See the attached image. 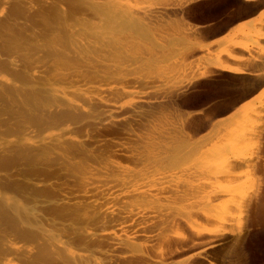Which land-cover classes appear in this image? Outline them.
Returning a JSON list of instances; mask_svg holds the SVG:
<instances>
[{"label":"rangeland","instance_id":"1","mask_svg":"<svg viewBox=\"0 0 264 264\" xmlns=\"http://www.w3.org/2000/svg\"><path fill=\"white\" fill-rule=\"evenodd\" d=\"M11 1L15 2V0ZM11 1L10 3L7 1V5L9 4L8 7L6 5L3 7L7 11L9 6L12 5ZM44 1L46 4L40 3L41 5L43 4L42 6H47V2L49 3L50 1L51 3L53 0ZM109 1L115 5L117 3V6L120 7L130 6L133 13H139L138 15L141 13L143 17L145 16L147 24L149 23L145 31L141 30L138 32L131 29L129 31L126 30L127 28L123 29L122 25L119 27L118 23H113L115 26L114 29L111 23L104 21H99L98 23L97 19H89L84 22L77 21L78 23L80 22L79 24L81 26L77 23L75 28L76 24L72 23L76 22L75 19L69 22L72 25L75 24L73 25L74 27L69 25V30L72 33L74 32V34L81 32L78 34L82 36V30L88 31L84 34L87 33L88 35L89 33V35H92L91 38L97 37L96 40L89 38V35L85 39V36L82 38L76 34L78 35V39L82 38L78 42V40H75L77 36H73L71 33L70 38L73 39L72 37H74V40H71L69 37H64L62 39L63 46L61 41L54 48L55 51L53 52H56L57 58L53 52L50 55L48 51L42 50L43 53L46 52L45 54L39 51L36 57L41 63L32 62V60L29 61L26 56L27 51L25 49L30 44L33 34L31 33L32 30H30L31 32L24 30L26 32L23 33L22 30L24 28L20 29L21 32H19V29L16 30L17 26L18 28L22 26L21 21L23 23V20H16L17 23L20 22L19 24L9 22V29L17 31L16 36L6 31L0 32V48H2L1 46L4 47L5 42L9 40L6 44H10L8 45L10 51L12 48L14 49H12V55L10 52L7 53V49L9 50L7 45L6 52L2 51L5 50L4 48L2 50L0 49L2 52L11 55V58L8 56L10 59H7L11 63H7L4 60L10 65L5 70L6 72L2 70L7 65L4 64L3 60L2 63L4 66L0 69V81H2L0 84L3 86H0V264H92L86 259V256L89 254L88 251L90 252L94 248L95 251H93L97 253L99 250L106 249H102L99 243H94L95 235L105 234L107 236L112 233L111 237L110 235L107 236L110 238L107 241H110L113 246L115 242V248L117 247V250L115 249V251L112 246L111 251L115 252L117 257L121 256L119 258H123L122 260L124 262L128 259L127 261H130L128 264L134 262V260L136 261L134 257L143 258L142 260H145L147 264H152L156 256H158L157 251H159L158 246L160 243H157L158 246L154 245V242L158 241H153L150 238L151 234L149 232L145 234L146 237H135L133 240L134 243H142L145 247V244H147L146 250L140 252L139 243L135 244L138 249L137 247L132 249V247L129 248V246L125 245L126 240H124V236H134V233L129 234L132 231L134 232L133 228H130L131 230L133 229L132 231L128 230V225L124 227L125 230L119 227L111 228L109 225L106 226L105 223V225H101V223L93 219L97 215L96 212H107L106 210H108L106 217L114 218L115 215L119 216L122 211L125 212L131 209V203L129 201L136 197V195H125L126 189L124 188L127 186L125 185L124 188L121 186V179L130 182L128 187L132 185L131 188L129 187L130 189L128 188V191L141 186L143 187V191H147L149 188L151 190H149L150 192L147 191V193H152V195H155L153 193H157V195L161 193L159 195L160 197H168L164 198L166 199L164 204L173 198L171 201L172 204L170 202L164 205L168 209V211L165 209V215L169 216L172 213L175 217L181 216L180 224L182 225L179 227V230L181 228L180 231L174 229L176 230L174 233L172 232L173 230L167 231L168 233L166 232L167 236L175 237L173 238V242L177 246V251L174 254H169L173 248L169 252L164 251L163 257L167 259L165 258V262L162 264H178L191 255H195V257L183 264H264V94H259L261 90L264 91V86L256 94L243 100V96L248 93V90H251L250 88L257 84V81H255L256 83L251 81L253 78L250 76L247 78L248 75L239 76L224 72H219L221 74L220 78L213 79L215 71L212 70L209 72L207 70V60L209 61V59H213L216 55L220 54V51L229 44V40L232 39L240 45H249L250 42L246 40L247 38L244 35L245 28H255L261 19L264 20V4L253 10V13L248 17H242L243 13L238 12L236 0ZM249 4L257 5L259 3L254 2ZM61 6V8L65 9L63 4ZM165 8L166 10L175 8L176 11H164ZM6 9L3 11V15L0 13V18L5 15L7 12ZM15 24L17 25L15 26ZM83 26L85 28L79 30ZM116 26H118V29H116ZM74 29H77V31ZM95 29H102L103 35L101 37L94 36L93 32ZM34 30L37 31V28ZM108 33L113 34L111 36ZM214 34L220 36L214 38ZM10 36L13 37L10 39ZM13 38L16 40V44ZM85 40L87 42L95 40V47L98 45L97 42L100 43L98 45L99 48L97 47V49H100V52L98 53L99 50L92 45L93 42L88 44H91L94 48L91 45H88L90 48L88 47L87 49V46L85 48L84 45L87 43H85ZM72 41L74 43L77 41L76 43L79 45H74ZM25 42H27V45H25ZM21 43L24 45L22 46ZM76 45L80 49L83 47L82 49L85 51L81 49L77 53L83 57L82 59L80 57L81 60L73 52L77 48ZM260 47L264 49V45ZM69 48L73 51L69 50ZM251 48L245 53L237 49L234 55L238 58L243 54L257 55L258 50L255 47ZM62 51H64L66 58L68 56L70 58L71 56L69 61L72 62L68 69H65L66 67L63 66L62 60L58 57V54H61ZM2 52H0L1 59L6 57ZM14 52H16L15 55ZM20 54L24 55L19 56ZM39 55H45V59L43 60L44 56L42 58ZM46 55L52 56H49L51 61L48 60L49 57ZM14 57L15 59H12ZM57 59L61 60L58 63L59 65L57 64L59 67L56 65L53 69L59 70L55 71L51 69L52 71L50 72L47 67H50L53 62L57 63ZM221 59L224 61L223 56ZM13 60L17 61L16 63L19 65L21 64V67L24 64L23 67L21 68L15 61L13 63ZM74 62L82 65L83 68H80L81 70L92 71L91 68H97L102 71L103 69L108 75L102 78L85 75L86 77L81 78L71 77L70 80L68 79L66 81L61 77L60 73L62 72L64 74L75 70ZM2 63L0 62V67H2ZM32 63L34 64L32 65ZM228 63L230 65L235 64L232 61ZM14 64L19 67H16ZM41 65L42 67L45 66L41 68ZM235 65L239 66L240 64ZM24 66L26 69L29 66L32 67L31 69L33 71L30 72L36 78H33L35 79L34 81L32 79L33 75L31 77V73L29 72L30 68H28L29 70L27 72ZM34 66L39 68L36 69ZM11 67H13L15 72L12 71L13 69ZM62 67L64 71L60 70ZM71 68L72 70H69ZM16 69L21 73L26 72L25 74H21V79H24L22 80L24 81L23 83H28L26 81L28 79H25V77H30L28 80L30 84H20L18 82L20 79L16 78L18 76L15 74V78L19 80L11 79L10 75L16 73ZM43 69L49 70L50 73L47 74L46 70H44L45 75L38 74L43 73ZM38 70L41 72H38ZM7 72L11 74L9 75ZM27 73L29 75H26ZM37 75L40 76L38 77ZM51 75L56 77V80H53L55 78ZM207 75L210 79L207 78ZM226 76L228 78L230 77V79H227ZM40 77L41 79H39ZM42 77L45 81L42 80ZM46 77L48 78V82L50 81V77L53 79L48 83L46 82ZM75 79L80 81H76L79 83L78 85H75ZM4 81L6 82L4 83ZM69 81H71V85L70 83L66 84ZM7 82L8 84H6ZM41 82L45 85L48 84V86H43ZM252 82L254 85L251 84ZM13 83L14 85H12ZM58 83L61 87L58 86ZM15 84L17 86L18 84L21 85H19L20 88L18 87L19 90H17ZM8 85L12 95L9 93L10 90H7L9 89ZM52 86L56 88L57 94L59 93L58 95L56 93L53 95L52 93L47 94L48 91L55 89ZM75 87L77 90H75ZM59 88L60 90L63 88V91L65 88V92L61 90L64 94L62 98L61 96L63 94H60ZM113 88L120 90L124 88V91L122 89L124 95L122 93V95L111 94V89ZM33 89L37 90V92L41 90L43 94L37 93ZM5 90H7V94ZM68 91L69 93L72 91L75 92L70 93L69 96ZM51 92H55V90ZM2 94L4 98L1 97ZM65 95H67V98L71 97L70 101L66 99ZM81 95H84L87 99H82L83 96L81 97ZM48 97L52 98L50 99ZM54 97L55 99L53 101L52 99ZM64 98L65 100L63 101ZM51 100L55 103L51 102ZM61 100L63 103L60 102ZM71 100L77 101L76 103L73 102V105L77 106L76 109L69 108L72 105ZM65 101L68 105L70 104L69 106L67 105L68 107ZM58 105L60 107L57 108ZM232 105L233 107L236 106L235 109L237 110L235 113L231 114V112L235 111L233 108V111L231 110V112L222 114V112L232 107ZM255 107L260 108L259 114H257L259 115L257 116L258 120L255 123V127H258V129L255 128L257 130L256 134L259 133L260 136L257 135L255 141L253 135H251L253 138L251 141H255H250V147H254L253 151L250 150L254 154L252 158L253 162L249 166L243 165L241 168L235 170L236 182H233V179L230 180L225 176L226 179L223 177L224 182L223 178L222 180L220 179L222 177L221 175H218L220 182L219 180L216 182L214 178L216 174L214 173L217 169L215 166H212L214 165L213 159H216L214 153L224 146L223 144L226 143L227 138V142L231 141V130L237 129V125L241 123L243 113ZM60 108L63 111L59 110ZM65 108L68 109L66 110ZM65 110H69L70 112L68 113L71 115L67 114ZM61 112H66V116H68L65 118L63 115H59L65 119L60 118L61 120H57L59 116H55ZM154 131H158L156 133L160 134L163 132V146H161V150L157 151H148L146 148L149 152V158L146 160V138L154 134ZM55 140L64 145H59ZM66 143L67 145L69 143L71 145L66 147ZM252 143H255V145L251 146ZM61 146H65V149L75 146L74 148H78V150L76 151L74 148H70L73 151L75 150L76 153L69 154L67 152L70 149L68 151L66 150V152L63 148L64 150L62 149L61 151V148H59ZM48 147H50L49 149L51 151L47 150ZM44 148L46 149L44 150ZM31 154H33V159L30 158ZM39 154L40 156L35 159ZM144 160L147 162L144 163ZM252 163H255V165ZM137 172H141L143 175ZM162 177H164L162 179L163 181L160 179ZM211 177L215 180L214 183L210 182L211 180L213 181V179L210 180ZM142 178L148 179L142 180ZM157 180L160 183L164 182L160 186L163 189V193L161 189L159 190V186L154 184ZM158 181L157 183H159ZM136 182H143L146 185L143 186L142 183L139 185ZM221 182L224 183L222 184ZM202 183L207 188L205 192H211L208 188L211 186L210 189L213 190L217 183L233 185L232 187L234 185L235 187L237 185L244 187V197L240 201L238 199V202H234L231 198L235 193L232 195L230 193V196H218L216 197L217 200L216 198L213 199L211 204L213 206L212 209L216 211L214 213H223L225 209L231 208L234 213V218L230 223H226L223 226L224 234L215 237L212 243L209 241L210 235L205 236L204 234H199L201 239L198 238V242V239L195 238L199 237L196 235V232L191 230L193 234L189 235L188 233L190 232L188 230L190 228L187 227L188 220L186 218L187 212L190 210L189 208L192 209L193 206L197 207L201 205V196L205 197L208 195V193L202 191L205 190V186ZM134 184L139 185V187H135ZM199 184L203 187L200 190L203 194H200V196L196 192L199 189L195 188ZM117 198L121 202H117ZM178 198L181 200L179 201ZM174 199L177 201H174ZM124 201L126 202L124 203ZM257 203L258 205H256ZM167 205L174 206L175 214L171 206H169V210ZM75 207H77L76 210L79 208L80 215L79 211L75 212ZM234 207L235 210L233 209ZM55 208L57 210L59 209V211ZM177 208L179 210H176ZM93 211H96L95 214ZM146 211H144L145 214H148V217L152 219L153 216L150 213H146ZM84 212H86L85 216H83L84 214L82 215ZM179 212L185 215L181 213L179 215ZM109 213L112 214V217H109L111 215ZM184 223L186 224L185 226L183 225ZM212 223L206 227L219 226L216 221L214 222L215 224ZM183 226L184 228H182ZM181 232L182 234L180 235L183 238L177 234ZM194 234L195 236H193ZM184 235L188 240H185ZM207 236L208 239H206ZM92 237L93 239L91 240ZM148 237L152 240L151 243L153 242L154 249V246H150V240L148 239L149 241H147L146 238ZM117 239L120 240L118 242L114 241ZM190 239H196L197 244L199 243L193 250H191L192 248L187 243ZM88 242H90L91 247L90 245L88 246ZM117 243H120L118 246L119 249L122 247L121 251L123 250V252L118 249V246H116ZM121 244L123 245L121 246ZM207 244L211 247L209 248ZM133 251L136 254L139 253L137 255L141 253V256L136 257ZM68 252L70 253V257ZM94 252L91 250V254L89 255H94ZM112 252L109 253L115 256ZM120 252L123 254L121 255ZM143 252L147 256L142 255ZM42 253L43 255H41ZM129 253L131 256H134L131 257V260ZM64 254L65 256L68 255V257H65ZM96 255L99 258L103 257L98 256V254ZM82 257L83 259H81ZM73 259H75L74 262ZM132 259L134 260L132 261ZM101 260L106 261L104 257ZM104 261L102 262L103 264L108 262ZM124 262H120V264H124ZM109 263L111 264V262L106 264ZM113 263L118 264V261Z\"/></svg>","mask_w":264,"mask_h":264},{"label":"bare ground","instance_id":"2","mask_svg":"<svg viewBox=\"0 0 264 264\" xmlns=\"http://www.w3.org/2000/svg\"><path fill=\"white\" fill-rule=\"evenodd\" d=\"M7 1H9V3H10V1L11 0H7ZM7 1H5V0H0V13H1V15H3L2 13H3V11L6 9H4L3 7H4V5H6L7 7H8V5H7ZM48 1V0H47ZM46 1V2H47ZM52 1V0H51ZM44 3L45 1L44 0H15V2L13 1H11V3H12V5L11 6H9V8H8V11H7V9H6V13H5V15L4 16H2L1 18H0V32H4V31H6V32H8V33H12V34H16L17 33V31H15V30H13V29H9L10 27V23L9 22H16L17 23V21L16 20H23L24 22L22 23V21H21V27L20 28H18V26H17V28L15 27L17 24H19V23H17V24H15V26H14V28H16V30L17 29H19V32H21V30L20 29H22V28H24L23 30H22V32L23 33H25L24 32V30H27V32H28V30H29V32H31L30 30H32V34H33V38H32V40H31V42H30V44H28V46L26 47V51H27V54H26V56H27V58L29 59V61H31L32 60V62L34 61V62H39L38 61V58L36 57V55L38 54V52L40 51V52H42V50L43 51H48V53L50 52V55H52L51 53L53 52V51H55V47L57 46V45H59L60 43H61V41H62V39L65 37H71L70 36V34L72 33L69 29H70V26L69 25H71V26H73V25H75V28H76V26H77V21H81V22H84V21H87V20H89V19H97V21H98V23H99V21H104V22H107V23H111L113 26H114V24L113 23H118V26L119 27H121V25H122V28L123 29H126V30H129L130 31V29L131 30H134V31H141V30H144L145 31V29L147 28V25L149 24H147V20H146V18H145V16L143 17L142 16V14L140 13V15H138L137 13H133L132 11H131V7L130 6H125V7H120V6H117L118 4L116 3V5L115 4H113V2L111 3L109 0H53L51 3H50V1H49V3L47 2V6H42L40 3ZM236 2H237V7H238V12L239 13H243L242 14V17H248L251 13H253V10H255V9H257V7H260V6H262L263 4H264V0H236ZM254 2H257V3H259V4H257V5H253V4H249V3H254ZM40 4V5H39ZM44 4H46V3H44ZM64 5L65 7V9H63V8H61L62 6L61 5ZM122 4V3H121ZM128 4V3H127ZM2 5V6H1ZM129 5V4H128ZM122 6V5H121ZM124 6V5H123ZM164 10V9H163ZM167 10H175V8H169V9H167ZM166 10V8H165V10L164 11H167ZM176 11V10H175ZM246 12V13H245ZM77 16H79V17H77ZM240 17V16H239ZM76 19V22H72L73 20H75ZM72 22V23H75V24H71V23H69V22ZM92 21V20H91ZM94 21V20H93ZM118 21V22H117ZM11 23V24H12ZM13 23V24H14ZM80 23V22H79ZM78 23V24H79ZM86 23V22H85ZM102 23V22H101ZM80 25V24H79ZM83 25V24H82ZM85 25V24H84ZM95 25V24H94ZM109 25V24H108ZM108 25H105L106 27H109ZM111 25V26H112ZM20 26V25H19ZM81 26V25H80ZM118 26H116V29H118ZM125 26V27H124ZM12 27V26H11ZM74 27V26H73ZM37 28V31H35L34 29H36ZM78 28V27H77ZM81 28H85L84 26L83 27H80V29L79 30H81ZM114 29H115V26L113 27ZM112 28V29H113ZM121 28V29H122ZM72 30V29H71ZM75 30V29H74ZM87 30V29H86ZM102 29H95V31L93 32V35L94 36H102L103 35V30L101 31ZM75 31H77V29L75 30ZM83 32V36H85V39H86V37L88 38L89 36V38H91L92 37V35H89V33H88V35H87V33L86 34H84L85 32H88V31H84V30H82ZM116 31V30H115ZM78 33H81V32H78ZM78 33H75L74 34V32L72 33L73 34V36L74 35H76V34H78ZM28 34V33H27ZM90 34H91V32H90ZM108 34H110V33H108ZM108 34H106V35H108ZM112 34L113 33H111L110 35L112 36ZM138 34V33H137ZM146 34V33H145ZM244 34V33H243ZM9 35V34H8ZM18 35V34H17ZM22 35V34H21ZM21 35H19L20 37H21ZM24 35V34H23ZM22 35V36H23ZM31 35V34H30ZM78 35H80V37H82V38H84L81 34H78ZM78 35H76L77 37V39H75V40H78V42L82 39H78ZM87 35V36H86ZM110 35H108V36H110ZM245 38H247L246 40L247 41H249L250 43H249V45H240L238 42H235L234 40H229V44L226 46V47H224L221 51H220V54H218V55H216L213 59H209V61L207 60V65H208V67H207V70L210 72V71H212V70H214L215 72H214V74H213V79H217V78H220L221 77V74L219 73V72H224V73H228V74H234V75H248L247 76V78L250 76V77H252L253 78V80H251V81H257V84H253V82L251 83L252 85H254L252 88H250V86H248L251 90L249 91L248 90V93L246 94V95H244L243 96V100H245V99H247L248 97H250V96H252V95H254V94H256L263 86H264V49L263 48H261L260 46H262V45H264V20H262L261 19V21L259 22V24L254 28V27H248V28H245ZM2 36V35H1ZM4 36V35H3ZM16 36V35H15ZM25 36V35H24ZM110 36V37H111ZM146 36V35H145ZM13 37V36H12ZM11 36H10V39L12 38ZM99 37V38H100ZM7 38V37H6ZM24 38V37H23ZM73 39H71V40H74V37H72ZM97 38V37H96ZM96 38L95 37H93V38H91L92 40L93 39H95L96 40ZM28 39V38H27ZM30 39V38H29ZM101 39V38H100ZM13 40H14V38H13ZM13 40H12V42H13ZM24 40V39H23ZM69 40V39H68ZM84 40V39H83ZM88 41H90L89 39H87ZM87 40H85V43L87 42ZM94 40V41H95ZM102 40V39H101ZM2 41V40H1ZM15 41V44H16V40H14ZM27 41V40H26ZM94 41H92L93 42V44L92 45H94ZM107 41V40H106ZM7 43L9 42V40H7L6 41ZM6 42H5V44H4V42H3V44H4V47L3 46H1L2 48H0L1 50L4 48L5 50H2V51H5L6 52V49L9 47L8 45H10V44H6ZM19 42V41H18ZM73 42V41H72ZM77 42V41H76ZM74 43L73 42V44L75 45V44H77V43ZM92 42H87L86 43V45H84L83 44V41H82V44L84 45V47L85 46H87V49H88V45H91V44H88V43H92ZM97 42V41H96ZM96 42H95V44H96ZM26 44L25 45H27V42H25ZM114 43V42H113ZM13 45H14V43H12ZM18 44V43H17ZM62 46H63V41H62ZM97 44L99 45L100 43H98L97 42ZM1 45V44H0ZM8 47H7V46ZM19 45V44H18ZM18 45H16V46H18ZM21 45L23 46L24 44H22L21 43ZM77 45H79V44H77ZM76 45V46H77ZM91 45V46H92ZM98 45H97V47H98ZM12 46V45H11ZM102 46V45H101ZM6 47V48H5ZM61 47V46H60ZM74 47V46H73ZM93 47V46H92ZM94 47H95V45H94ZM93 47V48H94ZM97 47H95L96 49H97ZM251 47H255L257 50H258V52H257V55H250V54H243V55H241L239 58L237 57V56H235L234 54H235V50H241L242 52H247V51H249L250 49H252ZM63 48V47H62ZM61 48V49H62ZM65 48H67L66 46H65ZM72 48V47H71ZM83 48V47H82ZM81 48V49H82ZM86 48V47H85ZM90 48V47H89ZM99 48V47H98ZM108 48V47H107ZM13 49V48H12ZM12 49H11V51H10V47H9V50L7 49V53H9L10 52V54L12 55L13 53H12ZM16 49V48H15ZM60 49V48H59ZM58 49V51H60ZM74 49V48H73ZM81 49H80V47H78L77 46V48L76 49H74V51L72 50V49H70L69 48V50H72L74 53H78V51L80 52L81 51ZM92 49V48H91ZM90 49V50H91ZM0 50V52H2ZM14 50V49H13ZM21 50V49H20ZM24 50V49H23ZM24 50V51H25ZM57 50V49H56ZM63 50V49H62ZM76 50H77V52H76ZM83 51H84V49H82ZM89 50V52H91ZM92 50H94V49H92ZM97 50H99L98 51V53L100 52V49H97ZM102 50V49H101ZM16 51V50H15ZM25 51V52H26ZM87 51V50H86ZM262 51V53H260ZM5 52H2V53H4V55H6V57H8V56H10V58H11V55H8V54H6ZM20 52V51H19ZM24 52V53H25ZM67 52V51H66ZM85 52V51H84ZM1 53V54H2ZM46 52H42V54H45ZM47 53V54H48ZM58 53H60V52H58ZM63 53V54H62ZM93 53H95V52H93ZM101 53H102V51H101ZM16 54V52H14V55ZM53 54L54 55H56V52L54 53L53 52ZM86 54V53H85ZM84 54V55H85ZM110 54V53H109ZM3 55V54H2ZM4 55H3V57H4ZM22 55H24V54H22ZM21 54L19 55V56H22ZM50 55H46V56H50ZM59 56V58L62 60H59V59H57L58 60V62L57 63H55V62H53L51 65H50V67H47L49 70H50V72L52 71L51 69H53V67L55 66L56 67V65L59 63V61H61L62 63H63V66L64 67H66L65 69H68V67H70V65H71V62L72 61H69L70 60V58H71V56H70V58H66L65 56L66 55H64V51H62L61 52V54H58ZM68 55V54H67ZM78 55V54H77ZM116 55V54H115ZM114 55V56H115ZM261 55H263V56H261ZM40 57H42L43 58V56H44V58H43V60L45 59V55H39ZM79 56V55H78ZM86 56V55H85ZM110 56V55H109ZM108 56V57H109ZM113 56V55H112ZM224 57V61H222V59H221V57ZM2 57V56H1ZM2 57V58H3ZM6 57H4L3 59H1V63L4 61V60H6L7 61V63H11L10 61H8L10 58L8 57V58H6ZM50 57H52V56H50ZM49 57V59L48 60H50L51 58ZM80 57L81 56H79V59H80ZM107 57V58H108ZM47 58V57H46ZM56 58H57V55H56ZM83 57H81V59H82ZM106 58V57H105ZM112 58V57H111ZM8 59V60H7ZM12 59H15V57L14 58H12ZM25 59H26V57H25ZM41 59V58H40ZM73 59V58H72ZM71 59V60H72ZM80 59V60H81ZM109 59V58H108ZM208 59V58H207ZM3 60V61H2ZM47 60V61H48ZM56 60V61H57ZM105 60V59H104ZM110 60V59H109ZM112 60V59H111ZM6 61H4V64L6 65L7 63H6ZM14 61L15 60H13V63H14ZM21 61H22V58H21ZM51 61V60H50ZM50 61H48V62H50ZM82 61H84V60H82ZM229 61H232L233 63H235V64H240L239 66L238 65H235V64H232V65H230L228 62ZM17 61H15V63H16ZM23 62H24V59H23ZM26 62V61H25ZM43 62H45V61H43ZM105 62V61H104ZM12 63V64H13ZM39 63H41V62H39ZM38 63V64H39ZM84 63V62H83ZM82 63V64H83ZM11 64V65H12ZM16 64H18V63H16ZM16 64H14L15 66H16ZM30 64V63H29ZM34 63H32V65H33ZM36 64V63H35ZM43 64V63H42ZM112 64V63H111ZM13 65V66H14ZM19 65V64H18ZM17 65V66H18ZM21 65V64H20ZM19 65V66H20ZM24 65V64H23ZM23 65H22V67H23ZM26 65H27V63H26ZM25 65V66H26ZM45 65H46V63H45ZM44 65V66H45ZM59 65V64H58ZM57 65V66H58ZM74 67L76 68H74L75 70H73L72 72H68V73H64V74H62V72L60 73L61 74V77L64 79V80H66V81H68V79L70 80V78L71 77H84L85 75H87V76H89V75H91L92 77H105V76H107L108 75V73L104 70L103 71V69H102V71H101V69H97V68H91L92 69V71L91 70H89V71H85V70H81L80 68H83L82 67V65L81 64H79V63H75L74 62ZM92 65V64H91ZM90 65V66H91ZM99 65V64H98ZM2 67H0V69L1 68H3V63H2V65H1ZM10 65L9 64H7L6 65V67H5V69L3 68L2 70H4V72H6L5 70H7V68L9 67ZM16 66V67H17ZM18 66V67H19ZM24 66V68L26 69V67ZM37 66V65H36ZM43 66V67H44ZM112 66V65H111ZM15 67V68H16ZM21 67V66H20ZM21 67V68H22ZM35 67V66H34ZM33 67V68H34ZM41 68H43L42 67V65L40 66ZM59 67V66H58ZM57 67V68H58ZM73 67V66H72ZM92 67V66H91ZM101 67V66H100ZM12 69H13V67H11ZM10 68V69H11ZM21 68H20V71L22 72V70H21ZM28 68H30V70L28 69ZM27 69H26V71L28 72V70H29V72L30 71H33L31 68L32 67H28ZM36 68V67H35ZM37 68H39V67H37ZM36 68V69H37ZM40 68V69H41ZM60 68H61V65H60ZM87 68V67H86ZM35 69V70H36ZM85 69V68H84ZM88 69V68H87ZM108 69V68H107ZM106 69V70H107ZM44 70H46V72H47V74L48 73H50L49 72V70L47 71V69H43L42 71H43V73H38V74H41V75H45L46 73H45V71ZM53 70H55V71H58V70H56V69H53ZM60 70H63V67H62V69H60ZM69 70H72V68L71 69H69ZM9 71V70H8ZM13 72H15L14 71V69L12 70ZM12 71H10V72H12ZM18 71V69H16V73H18V74H16V73H12V75H10L11 73H9V72H7V73H9V75L11 76V79H16V78H19L20 79V81H18L17 79V81L21 84H30L29 83V78H27V77H25V79H28V80H26L28 83H23L24 81H22V80H24V79H21V77H22V75L21 74H25V73H21V72H17ZM64 71V70H63ZM24 72V71H23ZM38 72H41V71H39L38 70ZM66 72H67V70H66ZM20 73V74H19ZM31 74V77H32V72H30ZM35 74H37L36 72H34ZM57 73V72H56ZM17 75L18 77H16L15 75ZM19 75H21V76H19ZM26 75H29L28 73L26 74ZM26 75H24V76H26ZM58 75H59V73H58ZM223 75V74H222ZM23 76V77H24ZM38 77L40 76V75H37ZM47 76V75H46ZM51 76H53V75H51ZM55 76H56V74H55ZM212 76V75H211ZM16 77V78H15ZM44 77V76H43ZM42 77V80L43 81H45V79ZM54 77V76H53ZM56 77H58V76H56ZM56 77H54L55 79H53V80H56ZM86 77V76H85ZM33 78H35L34 77V75H33V77H32V79ZM47 78V77H46ZM59 78V77H58ZM91 78V77H90ZM207 78H208V75H207ZM226 78L227 79H230V77L228 78V76H226ZM36 79V78H35ZM35 79H33V81L35 80ZM39 79H41V77L39 78ZM50 79V81L52 80L51 79V77L49 78ZM60 79V78H59ZM208 79H210V78H208ZM255 79V80H254ZM41 80V81H42ZM47 81L46 82H48V78L46 79ZM58 80V79H57ZM87 80V79H86ZM12 81H14V80H12ZM25 81V82H26ZM49 81V82H50ZM66 81H62V82H66ZM73 81V80H72ZM76 81H79V80H76L75 79V81H74V83H75V85L77 84H79L78 82H76ZM0 82H2V81H0ZM6 81H4V83H5ZM15 82V81H14ZM32 82V81H31ZM48 82V83H49ZM71 81H69V82H67L66 84H69ZM80 82V81H79ZM81 82H82V80H81ZM86 82V81H85ZM33 83V82H32ZM31 83V84H32ZM42 83V82H41ZM59 83H60V81H59ZM59 83H58V86L59 87H61L60 85H59ZM73 83V82H72ZM256 83V82H255ZM6 84H8V82L6 83ZM20 84H18V86L16 85L15 87L17 88V90H19L18 89V87H19V85ZM34 84V83H33ZM43 84V86L45 85L44 83H42ZM53 84V83H52ZM54 84H56V83H54ZM60 84H62V83H60ZM64 85H66L65 83H63ZM12 85H14V83L12 84ZM22 85V86H23ZM35 85V84H34ZM63 85V86H64ZM70 85H71V83H70ZM73 85V84H72ZM0 86L1 87H3L1 84H0ZM21 86V85H20ZM35 86H37V85H35ZM45 86H48V84L47 85H45ZM50 86V85H49ZM62 86V87H63ZM66 86H68V85H66ZM80 86V85H79ZM78 86V87H79ZM5 87V86H4ZM14 87V88H15ZM27 87H29V86H27ZM38 87V86H37ZM53 87V86H52ZM55 87H57L56 85H55ZM55 87H53V88H55ZM77 87V86H76ZM75 87V90H77V88ZM244 87V86H243ZM8 88H9V85H8ZM20 88V87H19ZM30 88V87H29ZM33 88V87H32ZM31 88V89H32ZM44 88V87H43ZM48 88H50V87H48ZM53 88H51V89H53ZM69 88V87H68ZM71 88V87H70ZM74 88V87H73ZM4 89V88H3ZM38 89V88H37ZM46 89V88H45ZM63 89V88H62ZM61 89V90H62ZM122 89H123V91H124V88H121V90L120 89H116V88H113V89H111V94H113V95H119V94H123L124 95V92L122 91ZM244 89H245V87H244ZM8 91L10 90V88L9 89H7ZM7 90H5V93L7 92ZM50 90V89H49ZM55 90V92H51V91H54ZM59 90H60V88H59ZM61 90H60V92H61ZM110 90V89H109ZM33 91H35V92H37V90H34L33 89ZM48 91V90H47ZM51 91H48L47 92V94H51L52 93V95L53 94H57V92H56V88L55 89H53V90H51ZM66 91H67V88H66ZM35 92H34V94H35ZM39 92V91H38ZM37 92V93H38ZM62 92H65V88H64V91L62 90ZM60 93V94H63V93ZM75 91H72V92H70V93H74ZM78 92H79V88H78ZM78 92H76V93H78ZM10 95H12L11 94V90H10ZM8 93V94H9ZM39 93H42L43 94V92L40 90V92ZM70 93H69V91H68V94H69V96H70ZM84 93V92H83ZM127 93V92H126ZM262 93V95L264 94V91L263 90H261L260 91V93L259 94H261ZM0 94H1V92H0ZM7 94V93H6ZM27 94V93H26ZM33 94V95H34ZM59 94V93H58ZM57 94V95H58ZM80 94H82V93H80ZM80 94H79V96H80ZM121 94V95H122ZM5 95V94H4ZM31 95V94H30ZM41 95V94H40ZM40 95H39V97H40ZM51 95V96H52ZM76 95V94H75ZM85 95V94H84ZM84 95H81V97H82V99H84L85 98V96ZM261 95V96H262ZM13 96H15V95H13ZM12 96V97H13ZM28 96V95H27ZM47 96V95H46ZM60 96V95H59ZM67 95H65V97H66ZM78 96V95H77ZM1 97H3V94L1 95ZM11 97V96H10ZM37 97H38V95H37ZM42 97V96H41ZM53 97V96H52ZM51 97V98H52ZM57 97V96H56ZM62 97H64V94H63V96H61V98ZM4 98V97H3ZM15 98V97H14ZM48 98H50V97H48ZM47 98V99H48ZM50 98V99H51ZM71 98V97H70ZM70 98L68 97H66V99H68L69 101H70ZM7 99V98H6ZM16 99V98H15ZM39 99H41V98H39ZM54 99H55V97L52 99L53 101H54ZM74 99V98H73ZM85 99H87V98H85ZM42 100V99H41ZM45 100V99H44ZM51 100V102H53ZM56 100H57V98H56ZM59 100V99H58ZM65 100V98L63 99V101ZM67 100V101H68ZM77 100V99H76ZM4 101H5V99H4ZM17 101V100H16ZM32 101V100H31ZM40 101V100H39ZM48 101H50L49 99H48ZM68 101V102H69ZM72 101V105L71 106H69L68 105V103L66 104V106L68 105L69 106V108H75L76 109V107L77 106H74L73 105V102L74 103H76L77 101H75V100H71ZM80 101V100H79ZM30 102V101H29ZM44 103H45V101H43ZM60 102H62V100L60 101ZM82 102V101H81ZM19 103V102H18ZM40 103V102H39ZM53 103H55V102H53ZM58 103V102H57ZM63 103V102H62ZM62 103H61V106H62ZM238 103V102H237ZM54 105V104H53ZM64 105H65V103H64ZM63 105V106H64ZM79 105V104H78ZM235 105V104H234ZM67 106V107H68ZM74 106V107H73ZM55 107H56V105H55ZM58 107H60L59 105L57 106V108ZM236 107V106H235ZM235 107H233V105H232V107H230V108H227L224 112H222V114L223 113H227V112H231V110L234 108V110L235 111H233V112H231V114L232 113H235L236 112V110L237 109H235ZM262 107V106H261ZM238 108V107H237ZM56 109V108H55ZM66 110L68 109V108H65ZM74 109V110H75ZM260 108L259 107H255V108H251V109H249V110H246L244 113H243V116H242V119H241V123L240 124H238L237 125V129L236 130H231V136H230V138H231V141L230 142H227L228 140V138L226 139V143L225 144H227V143H229V144H227V145H225V144H223L224 146L223 147H221V149H218L215 153H214V155H215V157H216V159H213V161H214V165H212L213 167L215 166L216 167V172L214 173V174H216V176L214 177L215 178V180H216V182L219 180V182H220V179L222 180V178L225 176L226 178H228V179H233V182L235 181L236 182V180H235V170H237V169H239V168H241L243 165H250L251 164V162H253L252 160V158H253V156H254V154H253V152H251L250 150H254L253 148L254 147H250V143L251 142H255L256 140V136L257 135H259L260 136V134L258 133V134H256V132H257V130L255 129V128H257L258 129V127L256 126L255 127V123H256V120H258L257 119V116H259V115H257V114H259V110ZM59 110H61V111H63L62 110V108H60ZM65 110V111H66ZM60 112V111H59ZM67 112V114H69V115H71L70 113H68V112H70L69 110L68 111H66ZM66 112L65 113H63V112H61V113H57L58 115H54L55 117H57V116H59V115H63L65 118L68 116H66ZM71 112H72V110H71ZM258 112V113H257ZM72 114H74V113H72ZM226 115H228V114H226ZM54 116H52L53 118H54ZM63 116H59V117H57L58 119L57 120H61L62 118L63 119H65ZM61 118V119H60ZM57 120H56V122H57ZM63 122V121H62ZM258 122V121H257ZM192 124H194V123H192ZM257 125V124H256ZM198 126H199V124H198ZM160 129V128H159ZM156 130H158V129H156ZM161 130V129H160ZM256 130V131H255ZM259 131V130H258ZM156 132H158V131H154V134H151L148 138H146V142H145V150H146V148H147V150L148 151H157V150H161L160 148H162L161 146H163L162 145V133L160 134V133H156ZM161 132V131H160ZM229 134V133H228ZM251 135H253V138H254V140L253 141H251V139H253L252 138V136ZM258 136V137H259ZM228 137V136H227ZM257 137V138H258ZM55 141H57V140H55ZM251 141V142H250ZM58 142V141H57ZM225 142V141H224ZM58 144L60 145V144H62V145H64L63 143H59L58 142ZM58 144H57V148H58ZM69 145H71L70 143H69ZM69 145H67V143H66V147L68 146L69 147ZM73 145H76V144H73ZM72 145V146H73ZM255 145V143H252V145L251 146H254ZM70 147V148H74V147ZM65 147V146H64ZM64 147H59V148H61V151H62V149L64 148ZM50 147H48V149L47 150H49V151H51L50 149H49ZM70 148H64L65 149V151L67 150L68 151V149H70ZM252 148V149H251ZM46 148H44V150H45ZM63 149V150H64ZM75 149V148H74ZM30 150V149H29ZM58 150H60V149H58ZM71 150V149H70ZM70 150H69V152H67V153H76V151L78 150V148H76L74 151L73 150H71V152H70ZM144 150V151H145ZM146 150V154H145V159L146 160H148V158H149V152ZM25 151H27V150H25ZM52 151H54V150H52ZM42 153V152H41ZM40 153V154H41ZM145 153V152H144ZM40 154L37 156V157H35V159L36 158H38L39 156H40ZM45 154V153H44ZM64 154H66L65 152H64ZM32 155L33 154H31V159H33V157H32ZM36 155V154H35ZM42 155V154H41ZM68 155V154H67ZM144 156V155H143ZM142 157V156H141ZM152 157V156H151ZM143 158V157H142ZM141 159V158H140ZM146 160H144V163H146L147 161ZM252 164H254L255 165V163H252ZM144 165V164H143ZM253 165V166H254ZM258 166V165H257ZM145 167H146V165H145ZM139 171H141V170H139ZM138 174L140 173V175L142 174L141 172H137ZM135 175H136V172H135ZM139 175V176H140ZM143 175V174H142ZM218 175H221L222 177H220V179L218 178ZM138 176V175H137ZM136 176V177H137ZM214 176V175H213ZM135 177V178H136ZM154 177V176H153ZM152 177V178H153ZM224 177V178H225ZM139 178V177H138ZM224 178H223V181H224ZM225 178V179H226ZM144 178H142V180H143ZM145 179H148V178H145ZM144 179V180H145ZM161 180L162 179H164V177H162V178H160ZM160 179H159V181H160ZM211 179H213L212 177L210 178V180ZM227 179V180H228ZM215 180L213 179V181L211 180L210 182L212 183H214L215 182ZM140 181H141V179H140ZM158 181V180H157ZM157 181L156 182H154V184H157L158 186H159V190L161 189L162 190V193H163V189L160 187L162 184L159 182V183H157ZM163 181V180H162ZM135 182V181H134ZM225 182V181H224ZM224 182H221L222 184L224 183ZM229 182V181H228ZM230 182H232V181H230ZM129 181L127 182V181H125L124 179H121V182H120V184H121V186H123V188H124V186L126 185L127 187L126 188H124V189H126V196H130V195H136V197H134V198H132V200L130 199V201H129V203H131L130 204V208L131 209H128V210H126L125 212L124 211H122V213L121 214H119V216L117 215H113L114 216V218H107L106 217V215L108 214L107 212H108V210H106L107 212H96V211H93L94 212V214H95V212H96V216H94V214H93V219H95V220H97L99 223H101V225H105L106 224V226L107 225H109L111 228H116V227H119L120 229H124V227L125 226H129L128 228V230L130 231L131 229L130 228H133L134 229V232L132 231L131 233H129V234H132V233H134L133 235L134 236H131V235H129V236H126L125 234V236H126V238H125V236H124V240H126V242H125V245L126 246H129V248H131L132 247V249L134 248V247H137V245H135V244H138V243H134L133 242V240L135 239V237H146V233H150L151 234V236H150V238L153 240V241H158V242H154V245H157V243L159 244V246H158V248H159V251H157L156 249V251L158 252V256H156V258H155V260L153 261V263L152 264H162V263H164L165 262V258L163 257V252L164 251H167V252H169V251H171V249L173 248V250L169 253V254H174V253H176L175 251H177V246L175 245V242H173V238H175V237H173L172 238V236L170 237V236H167L166 235V232L168 231H172L173 233H174V231L176 232V230H174V229H177V231L179 230V227H180V225H182V224H180L181 223V219L182 218H180V217H175L174 215H172V213L171 214H169V213H167V214H169V216H166L165 215V209H166V211H168V209L166 208V206H164V205H166V204H168V203H170L172 200H173V198H171L172 200L171 201H167V203L166 204H164V201L166 202V199H164V198H168V197H160L159 195H161V193L159 194V195H157V193H153V194H155V195H152V193H147V191L148 192H150L149 190H151V189H149L148 188V190L147 191H143V187L141 186V187H139V185H141V183H142V185L144 186V185H146V183H144L143 184V182H141V183H139V182H136V183H139V185H137V184H134V186L135 187H139L140 189L142 188V190L140 191V189L139 188H134L133 190H131V191H128V188L130 187H128V185H129ZM153 183V182H152ZM221 183H215L216 185L214 186V188H213V190H211L210 189V187L208 188L211 192H205V191H207V188H206V186H205V184H203L205 187V190H202L203 192H205V193H208V195H206L205 197L204 196H201V199H202V204L201 205H199V206H197V207H192V209L191 208H189L190 210H188L189 212H187V218H186V220H188V226L187 227H189L190 229H188V230H190V232H188L189 233V235L191 234H193V233H191V230L192 231H194V232H196V235H198L199 236V234H204L205 236L206 235H210V237H209V241H211V243L213 242V240H214V238L215 237H219L220 236V234H224V229H223V226L226 224V223H230V221L234 218L233 217V215H234V213H233V210L231 209V208H227V206H226V208L227 209H225L224 211H223V213L222 212H217V213H214V212H216L214 209H212L213 208V206H212V201H213V199H215L216 197H221V196H223V195H229L230 193H231V195L233 194V193H235L231 198H232V200H234V202H238V199H239V201L244 197V187H242L241 185H237V184H240V183H237L236 185V187H235V185H234V187H232V186H230L229 184H225V185H222ZM160 184V185H159ZM230 184H232V183H230ZM210 185H213V184H210ZM156 186V185H155ZM131 187H132V185H131ZM130 187V188H131ZM147 187V186H146ZM20 188V187H19ZM129 188V189H130ZM145 188V187H144ZM195 188L196 189H199V191H196V192H198V196H200V194H203V193H201L202 191H200L203 187H202V185L200 186V184L198 185V186H195ZM22 189V188H21ZM20 190V189H19ZM145 190V189H144ZM153 190V189H152ZM157 190H158V188H157ZM152 192V191H151ZM153 192H155L154 190H153ZM159 192V191H158ZM35 193H37V192H35ZM205 193H204V195H205ZM124 195V196H125ZM230 196V195H229ZM116 197H118V196H116ZM115 197V198H116ZM122 197H123V195H122ZM179 197V196H178ZM176 198H177V196H176ZM179 199V201L181 200L180 198H178ZM118 200V201H117ZM117 202H119L120 201V199H118L117 198ZM124 200V199H123ZM127 200H129V198H127ZM168 200V199H167ZM216 200H217V198H216ZM231 200V199H230ZM174 201H177L176 199H174ZM178 201V202H179ZM215 201V200H214ZM121 202V201H120ZM126 201H124V203H125ZM182 202V201H181ZM173 203H176V202H173ZM231 203V202H230ZM171 204H172V202H171ZM177 204H179V203H177ZM232 204V203H231ZM91 205V204H90ZM129 205V204H128ZM234 205H235V203H234ZM256 205H258V203L256 204ZM84 206V205H83ZM93 206V205H92ZM95 206V205H94ZM169 206H171V205H169ZM168 205H167V207H169ZM177 206V205H176ZM176 206H175V208H176ZM225 206V205H224ZM261 206V205H260ZM81 207V206H80ZM91 207V206H90ZM89 207V208H90ZM174 206H171V208L173 209V213L175 214V212H174V208H173ZM231 207V206H230ZM235 207H236V205H235ZM235 207L233 208L234 210H235ZM65 208V207H64ZM76 208L77 207H75L74 208V210H75V212L76 211H79L80 212V210H76ZM88 208V207H87ZM56 210H57V208H55ZM81 209V208H80ZM83 209H85V208H83ZM82 209V210H83ZM171 209V210H172ZM188 209V208H187ZM223 209V208H222ZM65 210H66V208H65ZM73 210V211H74ZM81 210V211H82ZM91 210H93L92 208H91ZM90 210V212H91V214H92V211ZM98 210H100V209H98ZM147 210V211H146ZM169 210H170V207H169ZM176 210H179V208H177ZM214 210V211H213ZM221 210V209H220ZM219 210V211H220ZM57 211H59V209L57 210ZM87 211V210H86ZM105 211V210H104ZM144 211H146V213H150L152 216V219L150 218V217H148V214H145V212ZM149 211V212H148ZM74 212V213H75ZM83 212V211H82ZM88 212V211H87ZM111 212V211H110ZM235 212V211H234ZM180 213L181 212H179V215H180ZM76 214V213H75ZM81 214V212L79 213V215ZM84 214V215H83ZM85 214H86V212H84V213H82V215L83 216H85ZM90 214V213H89ZM88 214V215H89ZM109 214H111V213H109ZM118 214V213H117ZM181 214H184V213H181ZM145 215V216H144ZM178 215V216H179ZM185 215V214H184ZM170 216H172V217H170ZM87 217V216H86ZM89 217V216H88ZM92 217V216H91ZM90 217V218H91ZM109 217H112V214L111 215H109ZM180 218V219H179ZM92 219V218H91ZM152 220V222H151V220ZM180 220V222H179V220ZM153 220H154V222H153ZM184 220V219H183ZM96 221V222H97ZM218 222V225L219 226H217V227H219L218 229H217V227H215V226H209L208 228L206 227L208 224H211V222ZM97 222V223H98ZM151 222V223H150ZM94 223H95V221H94ZM98 223V224H99ZM105 223V224H104ZM212 223V224H213ZM152 224V225H151ZM215 224V223H214ZM184 226L186 225L185 223L183 224ZM105 226V227H106ZM108 226V227H109ZM184 226L182 227V228H184ZM215 227V228H214ZM103 228V227H102ZM118 228V229H119ZM186 229V228H185ZM125 230V229H124ZM123 230V231H124ZM127 230V231H128ZM180 230H181V228H180ZM179 230V231H180ZM126 231V232H127ZM183 231H184V229H183ZM167 232V233H168ZM171 233V232H170ZM169 233V234H170ZM113 234V233H112ZM111 234V235H112ZM168 234V235H169ZM176 234V233H175ZM174 234V235H175ZM177 234H182V232L181 233H177ZM110 235V234H109ZM109 235H107V236H109ZM111 235H110V237H111ZM171 235V234H170ZM178 235V236H179ZM219 235V236H218ZM105 234H99V235H95V240H94V243H99V245H101L102 246V249H105V250H99V251H97V253L96 252H94L95 251V249L93 248V249H91L92 250V252H94V255H89V254H91L90 252H91V250H90V252L88 251V257L86 256V259H87V261H89V262H91L92 264H103L102 262L104 261V260H101V259H103V257L105 258V260L106 261H108V262H111V264H114L113 262H117L118 261V264H120V262H124L122 259H120L119 257H121V256H119V257H117L116 255L117 254H115V252H112L111 251V249H112V243L110 244L108 241H107V239H109L110 240V238H108ZM115 236V235H114ZM131 236V238H129ZM181 236V235H180ZM185 236V235H184ZM193 236H195V234L193 235ZM203 236V235H202ZM212 236V237H211ZM91 237V236H90ZM118 237V236H117ZM122 237V236H121ZM182 237V236H181ZM180 237V238H181ZM172 239V241H171V239ZM183 238V237H182ZM185 238V240H188V238H186V236L184 237ZM190 238V237H189ZM196 239H198V238H200V236L199 237H195ZM205 238V237H204ZM89 239V238H88ZM93 239V237L91 238V240ZM112 239H115V238H112ZM111 239V240H112ZM147 239V241H149L150 239H149V237L148 238H146ZM149 239V240H148ZM178 239V238H177ZM176 239V240H177ZM196 239H190L187 243L190 245V247L192 248L191 250H193V248H195L198 244H197V242L195 241ZM201 239V238H200ZM206 239H208V236H207V238ZM87 240V239H86ZM118 240H120V239H117V240H114V241H117L118 242ZM123 240V239H122ZM152 240H150L149 241V243H151V241ZM175 240V239H174ZM185 240H183V241H185ZM219 240V239H218ZM88 241V240H87ZM87 241H86V243H87ZM145 243H146V241L145 240H143ZM191 241V242H190ZM198 242H199V239L197 240ZM201 241V240H200ZM121 242V241H120ZM142 242V241H141ZM178 242V241H177ZM89 244H88V246L90 245V242H88ZM122 243H123V241H122ZM153 243V242H152ZM152 243L150 244V246L152 245ZM156 243V244H155ZM180 243V242H179ZM181 243H182V241H181ZM191 243V244H190ZM201 243V242H200ZM207 243H208V241H207ZM220 243V242H219ZM114 244V250L117 248H115V242L113 243ZM118 244L120 245V243H117V245L116 246H118ZM209 244V243H208ZM208 244H207V246H208ZM123 244H121V246H122ZM135 245V246H134ZM146 245V247L144 246V244L142 245V243L140 244L139 243V248H140V252H142V251H144V250H146V248H147V244H145ZM149 245V244H148ZM154 245H152V246H154ZM174 245V246H173ZM185 245V244H184ZM202 245V244H201ZM212 246H213V244H211ZM101 246H100V248H101ZM151 246V247H152ZM179 246V245H178ZM182 246V245H181ZM90 247H91V245H90ZM125 247V246H124ZM123 247V249L125 250L126 248H124ZM149 247V246H148ZM189 247V246H188ZM187 247V248H188ZM209 247V246H208ZM211 247V246H210ZM209 247V248H210ZM121 249H122V247H120ZM155 248V246L153 247V249ZM157 248V247H156ZM157 248V249H158ZM184 248H186V246H184ZM87 249H89L88 247H87ZM118 249H119V246H118ZM121 249H119L120 251H121ZM132 249H128V250H132ZM135 249V248H134ZM137 249H138V247H137ZM150 249V248H149ZM153 249H151L152 251H154ZM189 249V248H188ZM51 250V249H50ZM65 250V249H64ZM94 250V251H93ZM110 250V251H109ZM117 250V249H116ZM115 250V251H116ZM118 250V251H119ZM185 250V249H184ZM66 251V250H65ZM125 251H127V249L125 250ZM135 251V250H134ZM133 251V252H134ZM151 251V252H152ZM180 251V250H179ZM67 252V251H66ZM66 252H63V253H66ZM112 252V253H114V255L115 256H113V255H111L110 253ZM121 252H123V250L121 251ZM120 252V254L122 255L123 253H121ZM128 252V251H127ZM130 252V251H129ZM132 252V251H131ZM146 252V251H145ZM157 252H155V253H157ZM69 253V252H68ZM67 253V254H68ZM119 253V252H118ZM126 253V252H125ZM135 254H136V252H134ZM147 253V252H146ZM165 253V252H164ZM93 254V253H92ZM96 254H98V256L100 255V257L101 256H103L102 258H99V257H97V255ZM119 254V255H120ZM133 254V253H132ZM134 254V255H135ZM137 254H139V253H137ZM136 254V257L137 256H141V253H140V255H137ZM148 254V253H147ZM41 255H43V253L41 254ZM69 255V257H70V253L68 254ZM68 255H66L65 256V254H64V256L65 257H68ZM142 255H144V252H143V254ZM90 256V257H89ZM129 258H130V260H131V257L133 256H131V254L129 253ZM144 256H147V255H144ZM134 257V256H133ZM150 257V256H149ZM155 257V256H154ZM154 257H151V258H154ZM171 257H173V256H171ZM193 257H195V255H191L190 257H188L186 260H184L183 262H181V263H178V264H183L184 262L185 263H187L188 261H190ZM60 258V257H59ZM127 258V257H126ZM61 259V261H63V259L62 258H60ZM81 259H83V257L81 258ZM134 259H136V261L134 260ZM134 259H132V261L134 260V262H132L133 264H143V263H145V264H147L146 263V261L145 260H142L143 258H135L134 257ZM167 259V258H166ZM74 260L75 259H73V262H74ZM84 260H85V256H84ZM128 259H126L125 261L126 262H124V264H128L129 262L127 261ZM87 261H85V262H87ZM106 261H104V262H106ZM120 261V262H119ZM108 262H106V263H108ZM149 262V261H148ZM105 263V264H106ZM132 263H130V264H132ZM110 264V263H109ZM123 264V263H122ZM150 264V263H149Z\"/></svg>","mask_w":264,"mask_h":264},{"label":"crops","instance_id":"3","mask_svg":"<svg viewBox=\"0 0 264 264\" xmlns=\"http://www.w3.org/2000/svg\"><path fill=\"white\" fill-rule=\"evenodd\" d=\"M220 35H216V34H214V38H218Z\"/></svg>","mask_w":264,"mask_h":264}]
</instances>
